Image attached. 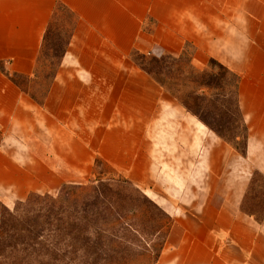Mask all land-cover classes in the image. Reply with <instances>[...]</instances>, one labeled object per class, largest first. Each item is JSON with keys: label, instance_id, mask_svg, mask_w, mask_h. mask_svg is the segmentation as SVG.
Masks as SVG:
<instances>
[{"label": "crops", "instance_id": "obj_1", "mask_svg": "<svg viewBox=\"0 0 264 264\" xmlns=\"http://www.w3.org/2000/svg\"><path fill=\"white\" fill-rule=\"evenodd\" d=\"M58 2L76 23L43 106L0 72V200L11 208L75 185L102 155L95 148H114L130 156L135 185L173 218L157 264H264V221L242 211L253 173L264 177V0H0L7 72L34 73ZM187 47L196 69L214 60L239 76L245 157L204 148L196 133L189 146L175 127L185 115L131 61L179 57ZM158 149L177 154L159 164Z\"/></svg>", "mask_w": 264, "mask_h": 264}, {"label": "rangeland", "instance_id": "obj_2", "mask_svg": "<svg viewBox=\"0 0 264 264\" xmlns=\"http://www.w3.org/2000/svg\"><path fill=\"white\" fill-rule=\"evenodd\" d=\"M187 49L191 52L190 48ZM155 58L134 54L131 61L135 65H150V61ZM205 68L206 66L201 71ZM159 71L165 73L163 76L169 80L168 85L173 94L150 77L185 115L186 119L176 123L175 127L180 123L182 130L186 129L189 146L195 144L198 135V139L203 140L204 148H210L214 144L231 148L216 132L227 140H230L232 132H239L242 136V122L231 114L235 107L232 78L223 79L224 86L221 91L195 92L186 87L185 73L179 66L167 61L166 68H159ZM174 96L187 102L189 109ZM3 139L0 131V148ZM177 142L178 138L175 141L170 139L167 145ZM156 143L162 144L161 148H168L164 141L157 140ZM239 148H244L243 139ZM95 149H102V155H97L96 159L99 162L96 163L95 160L89 175L77 182L75 187L69 186L64 192L65 199L77 196L73 207L59 206L51 212V208L46 205L48 201H33L26 206H19L20 202L26 201L34 193L29 194L24 201L16 202L11 208L0 200V264H157L173 225V218L147 195L146 190L135 185L131 179L130 156L122 157L114 148ZM157 151L160 153L157 157H162L161 162L156 164L160 169L163 167L159 164L171 160L167 156L177 154V150ZM93 173L97 176L114 173L117 178L127 183L106 180L100 187ZM152 182L156 189L164 192L161 182ZM63 187L65 186L49 195L59 197ZM93 187L98 189L92 191ZM187 193L194 198L198 191L194 186H188ZM97 194L100 201L96 204V199L93 200L90 196ZM43 195L46 194L41 196ZM84 199L89 200L88 210L92 206L99 207L102 216L95 218L88 215L85 219L86 214L82 211ZM244 207L258 211L260 216L264 213V182L257 176L253 187L245 196ZM51 216V221L45 224ZM59 218L62 220L60 223ZM66 223L75 224L78 229L57 230L61 229V224Z\"/></svg>", "mask_w": 264, "mask_h": 264}, {"label": "trees", "instance_id": "obj_3", "mask_svg": "<svg viewBox=\"0 0 264 264\" xmlns=\"http://www.w3.org/2000/svg\"><path fill=\"white\" fill-rule=\"evenodd\" d=\"M76 23V19L73 13L64 6L61 2L57 3V7L55 12L52 16V19L49 23V26L45 32L41 51L39 57L37 59L36 68L34 73L31 76H23L18 74H11L7 72L4 67L0 64V72L5 75L15 86H17L24 94H26L30 99H32L37 105L43 106L48 92L51 88V85L54 81V78L58 72L60 67L62 58L64 57L65 53L67 52L68 46L70 44L72 33L74 30V26ZM187 48H190L191 52L188 51ZM181 56L179 57H172V56H161L156 57L155 59L150 61V65H143L141 63L136 64L142 71H144L147 75L151 76L163 89L167 92L173 94L170 85H168L169 80L165 79L163 76V72L159 71V68H166L167 61L175 64L177 67L179 66L180 70L185 73L186 79V87L191 88L195 92L197 91H221L223 89V79L225 77L232 78L233 81V97L235 102L234 111H231V114L236 116L242 122V136L239 132H232L230 140H227L224 136H222L219 132L216 134L231 148L237 152L240 156H246V145H247V138H248V129L244 123L243 117L241 115L238 103V88L240 83V78L236 74L232 73L226 67L221 65L220 63L210 60L206 65L204 70L196 69L192 65L193 59V49L191 47H187ZM137 55V54H135ZM134 56V54H133ZM58 60V62H56ZM179 72V70H178ZM184 86V85H183ZM220 95V94H219ZM177 101H179L186 109L188 108L187 102L179 98L178 96H174ZM241 139L244 140V148L240 149L239 146L241 145ZM99 161L96 160V163ZM259 177L264 182V177L258 172H254L252 176L251 183L249 185L247 195L250 189L253 187L255 183V177ZM93 177L96 179V182H99L98 185L102 186L103 181H113V182H124L127 183L125 180H121L119 177L117 178L116 174L108 173L105 175L97 176L93 173ZM71 187H75V185H65L60 192L59 197H53L52 195H31L29 198L24 201L20 202L19 206H26L33 201H38L43 203L44 201H48L46 203L47 206L54 210L56 207H63L66 205L68 208H71L75 204V200L77 196L71 197L70 199L64 198V192L66 189ZM99 187V186H98ZM98 187H93L92 191L98 189ZM73 189V188H72ZM61 198V199H60ZM63 198V199H62ZM90 198L96 199L97 202L100 201V197L98 194ZM94 200V199H93ZM89 200L84 199L82 204L84 205V209L82 210L83 213L86 214L85 219L88 218V215L91 217H101L102 212L99 207L92 206L87 209ZM242 211L249 217L253 218L258 223H262L264 221V213L260 216L258 211H254L252 209H248L244 207V203L242 206ZM51 218L48 221H45V224L51 221ZM59 223L62 221L59 218ZM84 221V219H83ZM67 224V225H66ZM65 225L61 224V229H57L59 231H66L67 229H74L75 224L66 223ZM51 226L53 224L51 223ZM78 229V228H77ZM70 235V234H69Z\"/></svg>", "mask_w": 264, "mask_h": 264}]
</instances>
